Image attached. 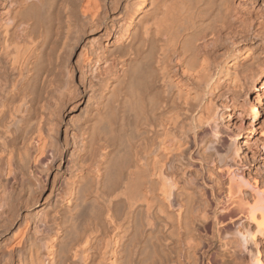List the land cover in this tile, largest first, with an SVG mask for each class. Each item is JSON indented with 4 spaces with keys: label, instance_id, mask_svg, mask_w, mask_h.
Here are the masks:
<instances>
[{
    "label": "bare ground",
    "instance_id": "obj_1",
    "mask_svg": "<svg viewBox=\"0 0 264 264\" xmlns=\"http://www.w3.org/2000/svg\"><path fill=\"white\" fill-rule=\"evenodd\" d=\"M259 86L264 0H0V264H264Z\"/></svg>",
    "mask_w": 264,
    "mask_h": 264
},
{
    "label": "rangeland",
    "instance_id": "obj_2",
    "mask_svg": "<svg viewBox=\"0 0 264 264\" xmlns=\"http://www.w3.org/2000/svg\"><path fill=\"white\" fill-rule=\"evenodd\" d=\"M256 93L253 94L252 100L253 101L255 99L257 100L255 104L257 105L258 116L259 117H258L257 121L254 122L255 125H256V123L258 125L257 126L254 125L255 132L252 134V138H258V137H260V135H258V133L260 132L259 127L264 128V89L262 90L261 87L259 86L258 87V91ZM258 94H260L259 97H258ZM244 125L245 126H248L249 125V119H246L244 121ZM258 149H262V148H258ZM259 161H260V163L264 164V152H261V158L259 159ZM263 173H264V168H263Z\"/></svg>",
    "mask_w": 264,
    "mask_h": 264
}]
</instances>
